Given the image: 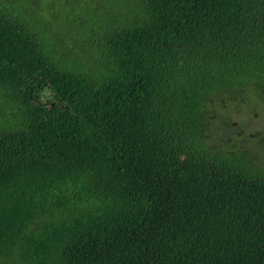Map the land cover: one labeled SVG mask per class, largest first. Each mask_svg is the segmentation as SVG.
<instances>
[{
	"label": "trees",
	"instance_id": "obj_1",
	"mask_svg": "<svg viewBox=\"0 0 264 264\" xmlns=\"http://www.w3.org/2000/svg\"><path fill=\"white\" fill-rule=\"evenodd\" d=\"M253 91L264 0H0V264H264Z\"/></svg>",
	"mask_w": 264,
	"mask_h": 264
},
{
	"label": "flooded vegetation",
	"instance_id": "obj_2",
	"mask_svg": "<svg viewBox=\"0 0 264 264\" xmlns=\"http://www.w3.org/2000/svg\"><path fill=\"white\" fill-rule=\"evenodd\" d=\"M240 98V97H239ZM236 99V101L239 100ZM262 101L258 99H254V107L253 108H239L236 110V114L241 115L242 119L238 121H232L231 115L224 117L223 119H218L215 108L210 107L206 114L211 115V120L207 122V124H218L223 127H230L234 131L241 132L242 134H246L252 129H255V133H251V136H256L261 134V130L258 128H264V96L260 97ZM255 111V116L253 120L250 118V113ZM213 126L206 127L205 136H212L210 130ZM226 140L231 141V138L225 136L222 141Z\"/></svg>",
	"mask_w": 264,
	"mask_h": 264
},
{
	"label": "rangeland",
	"instance_id": "obj_3",
	"mask_svg": "<svg viewBox=\"0 0 264 264\" xmlns=\"http://www.w3.org/2000/svg\"><path fill=\"white\" fill-rule=\"evenodd\" d=\"M88 12H91L93 14L92 9H89ZM93 16H94V14H93ZM254 93H255V91L249 92L248 97H240L239 100L237 101V104H239V106L242 108H248V107L253 108L254 106L252 103L250 104V102H251V99L253 98V96L255 95ZM252 101L254 102V99H252ZM253 116H255V111H252L251 118H253ZM232 119L236 120L237 119L236 115L235 116L233 115Z\"/></svg>",
	"mask_w": 264,
	"mask_h": 264
}]
</instances>
